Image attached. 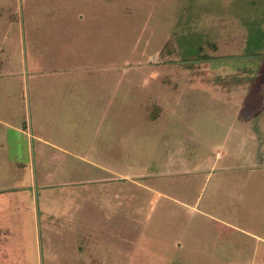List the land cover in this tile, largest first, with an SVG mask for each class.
I'll list each match as a JSON object with an SVG mask.
<instances>
[{"label": "rangeland", "instance_id": "rangeland-1", "mask_svg": "<svg viewBox=\"0 0 264 264\" xmlns=\"http://www.w3.org/2000/svg\"><path fill=\"white\" fill-rule=\"evenodd\" d=\"M0 264H264V0H0Z\"/></svg>", "mask_w": 264, "mask_h": 264}, {"label": "trees", "instance_id": "trees-1", "mask_svg": "<svg viewBox=\"0 0 264 264\" xmlns=\"http://www.w3.org/2000/svg\"><path fill=\"white\" fill-rule=\"evenodd\" d=\"M173 40H172V42H171V44H169V42H167V48L166 49H168V46H171V52L173 53V51H176V48L175 47H173ZM214 46V45H213ZM214 48H216V46L214 47ZM163 53V52H162ZM203 57V59H207V58H211V56H209L208 54H205V55H203L202 56ZM153 118H155V116H152Z\"/></svg>", "mask_w": 264, "mask_h": 264}]
</instances>
